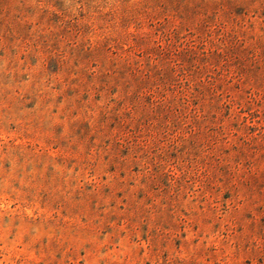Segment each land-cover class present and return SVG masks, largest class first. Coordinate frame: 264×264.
<instances>
[{"label": "rangeland", "instance_id": "1", "mask_svg": "<svg viewBox=\"0 0 264 264\" xmlns=\"http://www.w3.org/2000/svg\"><path fill=\"white\" fill-rule=\"evenodd\" d=\"M0 264H264V0H0Z\"/></svg>", "mask_w": 264, "mask_h": 264}]
</instances>
